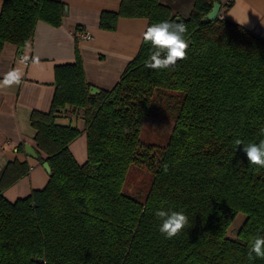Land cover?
Masks as SVG:
<instances>
[{
    "label": "trees",
    "instance_id": "obj_1",
    "mask_svg": "<svg viewBox=\"0 0 264 264\" xmlns=\"http://www.w3.org/2000/svg\"><path fill=\"white\" fill-rule=\"evenodd\" d=\"M215 3L222 6L194 0L186 18L161 0H122L117 12L102 13L107 31L120 18L184 24L187 58L167 69L145 67L154 51L147 42L117 84L98 93L78 44L76 61L55 67L50 110L30 116L37 160L52 174L43 189L11 202L4 191L31 168L15 159L0 170V264H264L248 258L264 237V168L242 151L264 140V38L224 17L203 21ZM65 15L59 1L5 0L0 54L7 43L31 45L39 21L59 27ZM161 101L175 122L162 149L141 141ZM66 108L82 129L57 122ZM82 133L87 159L79 164L69 146ZM132 166L152 174L144 201L123 191ZM161 210L188 218L171 239L158 231ZM239 214L246 220L231 236Z\"/></svg>",
    "mask_w": 264,
    "mask_h": 264
},
{
    "label": "crops",
    "instance_id": "obj_2",
    "mask_svg": "<svg viewBox=\"0 0 264 264\" xmlns=\"http://www.w3.org/2000/svg\"><path fill=\"white\" fill-rule=\"evenodd\" d=\"M5 0H0V12ZM66 5V15L59 27L43 21L36 24L31 45L19 48L5 44L0 54V170L15 159L26 161L30 172L16 184L26 194L43 189L49 175L37 159L26 154V145L35 148L33 111L48 112L55 93V67L73 64L78 44L86 80L92 87L109 90L119 81L127 65L137 56L146 18H120L114 31L100 28L104 12H117L122 0H55ZM181 17L191 13L194 0H161ZM230 4L226 9L223 5ZM185 15V14H184ZM264 38V0H222L219 13ZM186 18V17H184ZM90 39L81 38L82 32ZM58 117L61 125L83 128L82 119L71 108ZM22 145L24 150L19 151ZM79 164L86 160V136L81 134L69 146ZM36 150V149H35ZM78 157H77V155ZM246 216L243 217V223Z\"/></svg>",
    "mask_w": 264,
    "mask_h": 264
},
{
    "label": "clouds",
    "instance_id": "obj_3",
    "mask_svg": "<svg viewBox=\"0 0 264 264\" xmlns=\"http://www.w3.org/2000/svg\"><path fill=\"white\" fill-rule=\"evenodd\" d=\"M186 27L182 23H172L162 21L151 26H147L142 34V41L150 43L154 49L145 67L148 69L163 70L170 66H174L178 60L187 58V49L189 41L184 38ZM264 134V129H261ZM239 139L235 141V145H242ZM242 151L246 154L247 161L251 165L264 168V140L259 144L249 143L243 146ZM167 171V166H164ZM157 217L161 223L158 231L171 239L177 236L188 223V218L182 211H158ZM255 254V256H253ZM250 260L254 258L264 259V237H257L251 244L248 252Z\"/></svg>",
    "mask_w": 264,
    "mask_h": 264
},
{
    "label": "rangeland",
    "instance_id": "obj_4",
    "mask_svg": "<svg viewBox=\"0 0 264 264\" xmlns=\"http://www.w3.org/2000/svg\"><path fill=\"white\" fill-rule=\"evenodd\" d=\"M181 14L184 17H187L186 13L183 12ZM165 109V102H159L157 104L155 115L153 117L146 118L143 121L141 130V141L143 144L154 145L160 149L166 147L173 132L175 122ZM152 181V174L148 170L132 166L126 178L123 191L125 194L134 197L137 200L144 201L149 193ZM4 196L9 201L14 202L20 198L28 196V194H26V189H24V187H16V185H12L4 191ZM244 216L245 215L243 214H239L235 218L229 229V234L231 236L234 235L233 233L235 230L240 229L243 226Z\"/></svg>",
    "mask_w": 264,
    "mask_h": 264
},
{
    "label": "water",
    "instance_id": "obj_5",
    "mask_svg": "<svg viewBox=\"0 0 264 264\" xmlns=\"http://www.w3.org/2000/svg\"><path fill=\"white\" fill-rule=\"evenodd\" d=\"M220 10H221V4L215 3L214 6H213V9L208 13V15L203 19V21H214L219 16ZM98 92H99V89H97L95 87L91 88V93L92 94L93 93H98ZM25 148H26V154H27L28 157L33 158V159H38L39 155H38L37 151L35 150V148H33L30 145H26ZM42 166H43L44 170L46 171V173L49 176H51L52 169H51L49 163L48 162H44L42 164Z\"/></svg>",
    "mask_w": 264,
    "mask_h": 264
},
{
    "label": "built area",
    "instance_id": "obj_6",
    "mask_svg": "<svg viewBox=\"0 0 264 264\" xmlns=\"http://www.w3.org/2000/svg\"><path fill=\"white\" fill-rule=\"evenodd\" d=\"M91 37H92L91 33L86 32V31L82 32L81 34V38H84V39H90Z\"/></svg>",
    "mask_w": 264,
    "mask_h": 264
}]
</instances>
